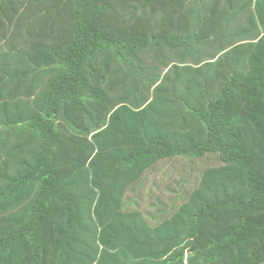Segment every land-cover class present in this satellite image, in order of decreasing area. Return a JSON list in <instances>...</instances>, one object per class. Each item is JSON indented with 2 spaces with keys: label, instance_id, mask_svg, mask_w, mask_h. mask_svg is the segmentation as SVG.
Instances as JSON below:
<instances>
[{
  "label": "trees",
  "instance_id": "trees-1",
  "mask_svg": "<svg viewBox=\"0 0 264 264\" xmlns=\"http://www.w3.org/2000/svg\"><path fill=\"white\" fill-rule=\"evenodd\" d=\"M0 264H264V0H0Z\"/></svg>",
  "mask_w": 264,
  "mask_h": 264
},
{
  "label": "rangeland",
  "instance_id": "rangeland-1",
  "mask_svg": "<svg viewBox=\"0 0 264 264\" xmlns=\"http://www.w3.org/2000/svg\"><path fill=\"white\" fill-rule=\"evenodd\" d=\"M208 160H209L208 161L209 164H213L214 163V160L213 159H208ZM185 162H186V160L184 159V161H182V165L185 164ZM167 165H168V160H163L162 162L155 164L153 167H151L150 169L147 170L146 176L144 177V179L142 181V183H144V187H143V192L144 193L141 196H139L140 198L138 200V202L139 201L141 202V206L146 207V204L148 203V201L149 202H151V201L153 202L154 201L153 200V197L149 200L147 194L149 193V190L151 188V185H153L152 183H153V180L155 178H157V181H158V184L156 182L157 187L159 188L158 193H161V191H160L161 190V186H162V189L164 190V192L167 191L168 183H167V185L161 184L160 181H159V179H158V176L162 174L163 169H165L164 167H166ZM182 165L180 163V167L178 169H174L175 171L176 170L177 171L181 170L180 171V176H178V178H177L178 179V182H180V180H183V183H184V181H189L190 180V185L187 182V185L186 186H188V185L191 186L193 184V183H191V179L194 178V176H192L190 174V171H191L190 168H189L190 164L187 165L186 170L185 169H183V170L180 169ZM201 165H203V164L201 162H198V167L199 168L202 167ZM196 178L197 177H195V180H196ZM155 181H156V179H155ZM173 186H175V185L173 184ZM155 187L156 186L154 185L152 188H155ZM178 187L179 186H177V188H176L177 191L179 189ZM171 190H175V188L172 187ZM177 191H173V193L172 192H169V193H172V194L165 193V195H171V196H169V198L170 197L172 198V196L175 197L177 195ZM179 194H182V193H179ZM166 203L169 204L170 203V200L166 201ZM150 209H152V207Z\"/></svg>",
  "mask_w": 264,
  "mask_h": 264
}]
</instances>
